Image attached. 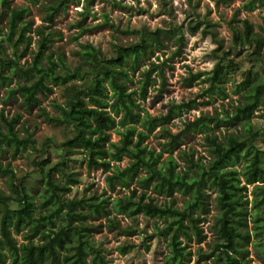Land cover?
Segmentation results:
<instances>
[{"label": "trees", "instance_id": "16d2710c", "mask_svg": "<svg viewBox=\"0 0 264 264\" xmlns=\"http://www.w3.org/2000/svg\"><path fill=\"white\" fill-rule=\"evenodd\" d=\"M27 1L36 5L42 0ZM73 1L80 3L44 2L46 24L33 28L28 5L0 0V21L6 19V24L0 25V93L4 88L5 100L20 97L22 104L31 108L39 103L40 95L61 86L63 100L54 101L58 113L51 115L45 109L42 113L48 121L70 128L72 133L60 144L59 160L52 163L50 158L32 159L33 174L40 176L43 183L39 201L25 182L27 176H18L9 162L3 165L0 161V176L7 177L8 187V192L0 189V264H108L101 248L91 241L93 231L97 230L89 221L103 216L125 235L138 232L136 223L123 226L111 216L112 211L134 221L139 214L157 218L153 235L167 242L169 253L165 262L188 264L193 256L190 241L200 243L206 239L200 224L210 211L209 190L216 192L218 213L213 226L216 239L204 257L213 258L215 264H249L248 247L252 245L264 261V144L259 142L264 137V125L256 127L252 121L260 105L264 110V50L262 37L254 31L253 24L245 18L240 27L231 20L232 43L224 49L210 20L188 22L187 31L200 30L213 37L217 61L209 72L189 73L185 77L187 84L206 75L207 95L212 97L215 93L224 99L229 97L223 85L226 72L237 68L233 53L251 47L252 61L257 66L236 84L235 92L245 93L232 110L223 109L222 116L219 112L202 114L186 120L179 131L173 132L168 124L181 115L189 102H171L165 113L152 114L145 101L158 79V91L164 89L165 71L173 67L168 62L185 44L184 26L129 30L138 38L130 44L114 42L113 54L109 56L86 44L78 52L80 63L72 68L64 53L50 50L52 34L45 33V29ZM256 4L264 5V0H249L245 7L253 10ZM104 18L109 23L107 14ZM77 25L81 31L86 29L82 21ZM32 30L39 37L37 49L31 62L23 63L20 59L27 55L33 42L28 35ZM166 40L172 41L176 49L160 62L151 61L156 51L165 48ZM146 60L148 68L140 70ZM137 73L140 77L135 79ZM19 117L8 119L0 112V155L8 151L15 157L29 149L31 156L42 154L46 150L41 152L37 148L32 133L25 129V134L20 135L16 127ZM157 129L165 139L159 151L147 144ZM199 133L204 134L208 147L206 158H195L193 151L183 148L187 138ZM74 148L81 150L87 168L109 172V188L130 187L136 181L142 191L137 193L133 189L113 200L98 195L67 197L72 185L80 181L70 169L71 159L66 158ZM124 158L129 159L126 166L120 164ZM249 186H253L252 199L248 197ZM149 189L163 195V203L150 196ZM177 193L183 196L182 204H178ZM133 246L127 243L118 249L125 254Z\"/></svg>", "mask_w": 264, "mask_h": 264}, {"label": "rangeland", "instance_id": "374dc122", "mask_svg": "<svg viewBox=\"0 0 264 264\" xmlns=\"http://www.w3.org/2000/svg\"><path fill=\"white\" fill-rule=\"evenodd\" d=\"M11 4L17 6L28 5L30 7L29 19L33 20L34 25L41 26L46 24L43 21L45 15L44 2L42 0L38 4L29 3L27 0H10ZM249 0H80L71 2L61 10L55 21L47 29L45 33L51 32L50 47L53 52L64 53L70 67H75L80 63V52L84 45L92 44L96 48H100L102 52L109 56L113 54L112 44L114 42L122 44H130L138 38L136 33H128L129 30H139L144 26L151 29L162 27L166 28L171 25H182L185 30L188 22L210 20L214 26L216 37L223 41V48L227 49L232 43V32L229 22H235L241 27L242 20L248 19L254 26V31L262 37L264 50V5L256 4L253 10L245 7ZM104 14H107L109 23H105ZM82 21L85 30L77 25ZM6 19L0 21V25L4 26ZM110 24H114L111 27ZM33 42L27 55L21 57L20 61L30 63L35 49H37L38 35L35 31H31ZM186 39L182 49L175 54L171 63L172 68L165 71V87L162 91H158L160 87V79L155 86L149 90V98L145 101L146 106L152 114L165 113L171 102L181 103L189 102L181 115L171 120L168 126L173 132L179 131L183 122L193 120L202 114L214 115L216 112L223 113V109L232 110L233 105L242 101L244 91L235 92L236 84L241 82L246 74L257 66L252 61V48L247 47L242 53H233L234 62L237 68L227 70L224 79V87L229 97L221 98L213 93L212 97L208 96L205 89L209 86V82L205 81L206 75L201 79L187 84L185 77L191 72L206 71L209 72L217 61L214 50L217 43L210 34H202L197 32H185ZM165 48L156 51L151 57V61L160 62L164 58L170 56L176 49L172 41H165ZM11 53L10 50L7 51ZM159 58V60H158ZM149 61L146 60L140 70L148 68ZM140 75L137 73L135 79ZM4 88L0 93V112L8 119L19 117L16 127L20 131V135L25 134V129L32 133V137L36 140V146L43 151L30 154L29 152L18 153L15 157L12 153L6 151L0 155V161L3 165L8 162L18 176H27L25 182L28 184L29 190L35 195L39 201V194L42 191V179L40 176L33 174L34 167L32 159L50 158L51 162H55L62 158V149L60 144L67 138L72 137L71 129L61 124H55L48 121L42 109L48 111L51 115L57 114L58 111L54 107V101L61 102L63 100V91L61 86H54L53 91L40 95V101L37 105L29 108L22 104L20 97H11L8 100L4 98ZM252 121L255 126L264 125V110L260 105L255 111ZM222 131L225 127H221ZM220 130L216 131L219 133ZM221 131V132H222ZM114 139H118L116 133H112ZM164 138L160 137V131L157 129L147 139L149 146L155 147L159 151L164 142ZM260 145L264 144V137L259 139ZM262 142V143H261ZM183 148L193 151L195 158L209 156L207 153V144L204 134H194V136L186 139ZM36 155V156H35ZM167 153H164L166 156ZM35 156V157H34ZM82 152L78 148L73 149V153L66 158H70V169L76 172L79 177V183L72 185V190L66 194L69 198H81L83 196H94L110 198L111 200L130 194L131 190L136 189L137 193L142 191L135 182L129 186L117 185L114 189L109 188L106 182V176L109 172L102 171L101 168H87L82 160ZM177 157V152L174 153ZM180 160V159H179ZM129 162L128 158L120 163L126 166ZM253 186L248 187V197L253 198L251 194ZM0 189L8 192L7 177L0 176ZM211 202L210 211L207 219L202 221L200 226L206 234V239L200 243L195 240L190 241L192 249V260L188 264H215L213 258L208 260L204 257V253H208L215 241L214 220L218 213L214 202L216 192L209 190ZM150 196H155L158 203H163L164 196L154 192L153 189L148 190ZM176 198L178 204L183 203V196L177 193ZM111 216H115L123 226L135 224L138 232L133 235H125L119 229L110 226L106 217L89 221L95 226L97 231H93L91 241L95 243L105 255L108 264H167L166 256L169 253L167 242L158 235H153L155 231V223L157 218L139 214L136 220L123 215H117L112 211ZM251 215L248 219L251 220ZM160 224L161 222L158 221ZM252 225V222L249 223ZM19 238V236H17ZM133 244L134 246L125 254H122L118 246L122 244ZM249 264H264L261 255L256 249L249 245Z\"/></svg>", "mask_w": 264, "mask_h": 264}]
</instances>
